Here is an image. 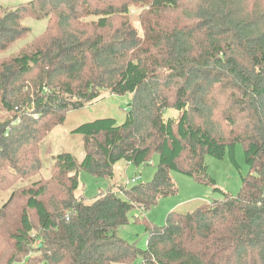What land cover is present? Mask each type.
Wrapping results in <instances>:
<instances>
[{
  "label": "trees",
  "instance_id": "obj_1",
  "mask_svg": "<svg viewBox=\"0 0 264 264\" xmlns=\"http://www.w3.org/2000/svg\"><path fill=\"white\" fill-rule=\"evenodd\" d=\"M131 3L148 7L143 36L123 20ZM88 14L98 16L92 32L79 19ZM26 15H53L58 31L51 20L40 44L7 54L31 31ZM104 91L130 96L126 120L77 126L84 158L52 155L44 177L41 142ZM0 108L9 114L0 116V192L10 191L0 228L24 199L0 264H264V0H30L0 11ZM238 143L249 172L234 196L206 157L236 164ZM154 154L150 181L113 183L91 202L77 195L80 171L114 180L119 161L141 166ZM173 171L222 197L169 211L159 225L142 214L178 193ZM132 221L145 228L144 249L118 235Z\"/></svg>",
  "mask_w": 264,
  "mask_h": 264
},
{
  "label": "rangeland",
  "instance_id": "obj_2",
  "mask_svg": "<svg viewBox=\"0 0 264 264\" xmlns=\"http://www.w3.org/2000/svg\"><path fill=\"white\" fill-rule=\"evenodd\" d=\"M30 0H0V11H9L15 9L20 4L26 3ZM195 0H182L183 7L187 6L190 2ZM148 7L144 4L131 3L129 13L123 20H128L133 27L138 30L140 35H144L145 26L142 25V21L146 18ZM180 18L184 17L183 13L179 12ZM80 22L83 28L92 32L95 27L91 24V21H97V15H80ZM114 30L120 24V17H112ZM52 20V24H51ZM183 20V19H180ZM78 21L76 26L80 25ZM23 23L31 28V31L24 38L15 42L7 54H13L21 50V47L28 46L33 42L38 41L40 44L41 35H43L47 28L49 33L54 35L58 31L56 27V17L52 15L44 17L42 20L26 15L23 19ZM101 32V31H100ZM40 35V37H39ZM39 37V38H38ZM44 39V38H43ZM130 102V97L126 95H114L109 94V91L103 92V97L99 101L87 104L83 109L72 111L68 113L66 122L63 125L56 126L44 140L41 142L42 158L44 161V167L42 175L44 177H50L52 174L53 160L52 155H55L62 151H69L73 153L79 161L85 156V150L83 146V137L81 134L74 133L72 130L84 122L92 121L97 118H114L119 124H122L126 120V108ZM9 115L6 111L0 108V116ZM178 111L175 109H167L165 112V118H177ZM236 164H234L230 157L227 155L224 159L219 160L213 156H207L206 162L208 164L209 174L216 180L217 187L229 192L232 195H237L242 186V177L246 176L249 172L248 165L245 159V150L242 143H238L235 149ZM159 160L158 154H154L148 164L136 166L130 164L128 168L120 174L117 173L114 180L97 178L91 173L82 170L79 173L80 188L77 191V195H84L87 202H91L100 190H107L113 183L133 185L135 184L132 179H138V182L150 181L156 171L157 163ZM124 164V163H123ZM172 176L179 188L178 193L173 196L160 198L158 203L150 210L144 211L142 216H146L159 225H163L166 215L169 211L189 210L197 207L202 202H211L213 199L222 197L219 190H214L212 186L201 184L195 181L192 177L180 173L179 171H173ZM136 182V181H135ZM1 191H6L1 189ZM10 197V191L0 192V212L2 205ZM24 199L18 195L15 203L7 212L6 221L0 228V244H6L9 242V229H12L15 225V217L17 216L23 206ZM141 211L136 209L131 213L133 215H140ZM12 214V215H11ZM142 219V217H141ZM1 220V219H0ZM144 226L139 222L132 221L130 224L122 226L118 230V235L129 242H136L140 248L147 246V237L145 234ZM6 248V245H4ZM26 264V263H17ZM45 264V263H43ZM133 264H142V260L138 257Z\"/></svg>",
  "mask_w": 264,
  "mask_h": 264
},
{
  "label": "crops",
  "instance_id": "obj_3",
  "mask_svg": "<svg viewBox=\"0 0 264 264\" xmlns=\"http://www.w3.org/2000/svg\"><path fill=\"white\" fill-rule=\"evenodd\" d=\"M130 97V96H129ZM77 157V156H76ZM84 158V157H83ZM79 160V159H78ZM82 161V159H81ZM124 163V164H123ZM131 163H128L126 161H119L116 165H115V177H116V174L120 172V174L122 172H124L128 166L130 165Z\"/></svg>",
  "mask_w": 264,
  "mask_h": 264
},
{
  "label": "built area",
  "instance_id": "obj_4",
  "mask_svg": "<svg viewBox=\"0 0 264 264\" xmlns=\"http://www.w3.org/2000/svg\"><path fill=\"white\" fill-rule=\"evenodd\" d=\"M137 180H138V179H135V178L132 179L133 182H135V181H137Z\"/></svg>",
  "mask_w": 264,
  "mask_h": 264
}]
</instances>
